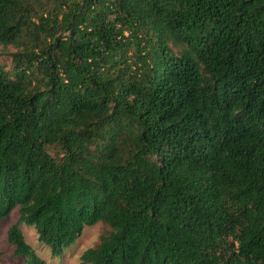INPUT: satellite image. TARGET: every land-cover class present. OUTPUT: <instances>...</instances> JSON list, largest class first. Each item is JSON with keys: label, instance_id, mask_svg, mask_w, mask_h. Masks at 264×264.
I'll use <instances>...</instances> for the list:
<instances>
[{"label": "trees", "instance_id": "16d2710c", "mask_svg": "<svg viewBox=\"0 0 264 264\" xmlns=\"http://www.w3.org/2000/svg\"><path fill=\"white\" fill-rule=\"evenodd\" d=\"M0 218L47 264H264V0H0Z\"/></svg>", "mask_w": 264, "mask_h": 264}, {"label": "rangeland", "instance_id": "374dc122", "mask_svg": "<svg viewBox=\"0 0 264 264\" xmlns=\"http://www.w3.org/2000/svg\"><path fill=\"white\" fill-rule=\"evenodd\" d=\"M0 58L5 65L10 63L9 57L5 54H1ZM18 215V208L15 207L6 217L0 218V264H26L22 257L14 254V245L7 240V230L11 224L18 220ZM20 228L26 241L47 264H83L80 259L81 253L98 241L103 225L96 223L92 226H86L75 242L66 247L59 257L52 256L49 248L37 240V234L33 227L21 223Z\"/></svg>", "mask_w": 264, "mask_h": 264}]
</instances>
